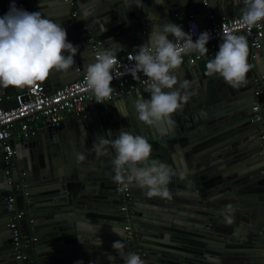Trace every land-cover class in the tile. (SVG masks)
<instances>
[{
    "label": "water",
    "instance_id": "1",
    "mask_svg": "<svg viewBox=\"0 0 264 264\" xmlns=\"http://www.w3.org/2000/svg\"><path fill=\"white\" fill-rule=\"evenodd\" d=\"M205 1L208 8L203 0H0V17L14 3L66 29L67 41L78 51L69 70H54L45 79L50 93L96 62L91 38L112 53L133 49L136 54L157 24L173 22L187 33L190 15L203 29L208 9L218 18L245 9L244 0ZM247 63L245 82L236 88L219 74L205 73V89L197 90L191 83L199 75L194 66L174 70L178 84H189L181 89L189 99L172 114L174 125H146L137 119L136 99H150L145 86L113 99L126 103L122 114L114 102L102 104L82 117L67 116L34 135L13 139L15 154L8 171L1 166L0 147V264H15L8 223L12 211L19 209L25 211L21 230L37 237L35 249L27 250L31 264H124L112 247L120 241L124 254L133 252L112 176L116 153L108 146L97 157L92 150L98 136L112 140L121 129L145 137L152 146L149 162L166 163L175 173L168 185L171 199L149 198L146 190L129 187L131 223L144 264H264V258L242 251L258 244L264 257V144L250 120L254 94L249 88V82L254 86L255 77L264 74V38L259 50L247 48ZM10 87L16 94L26 86ZM262 115L264 121V111ZM12 194L14 201L9 202ZM228 205L234 209L231 223L224 220Z\"/></svg>",
    "mask_w": 264,
    "mask_h": 264
},
{
    "label": "clouds",
    "instance_id": "2",
    "mask_svg": "<svg viewBox=\"0 0 264 264\" xmlns=\"http://www.w3.org/2000/svg\"><path fill=\"white\" fill-rule=\"evenodd\" d=\"M244 3L243 23L254 25L264 19V0H244ZM169 35L174 37V41L169 40ZM209 39L210 34L203 32L194 41L192 35L173 22L157 24L153 28L148 41L130 57L135 61L131 70L133 77L142 72L148 78L145 91L150 93V99L139 96L135 101L139 121L146 125L159 122L174 125L172 114L189 99L187 92L182 94L181 89L189 88V84L187 81L178 84L173 70L182 64L183 53L195 51L200 55L207 54ZM247 48L245 37L224 35L219 50L206 64V74H219L231 87L241 86L249 71ZM77 51L78 48L67 41L66 29L51 19L43 18L40 12L19 9L13 3L9 12L0 17V85L4 87L33 85L46 79L54 70L67 71L74 65ZM115 62L110 50L99 53L96 62L86 67V86L98 103L111 96V69ZM176 85L178 87L174 89ZM109 135L112 133L109 132ZM108 146L116 153L113 159L115 182L125 189L135 185L140 190H146L149 198L171 199L168 185L175 173L166 163L157 160L149 162L152 146L145 137L134 136L121 129L112 140L98 136L92 150L99 157L106 153ZM84 158L81 154L80 159ZM233 211L231 205L226 207L224 220L227 223H231ZM112 247L121 254L124 264H144L138 254L123 253L125 243L116 241Z\"/></svg>",
    "mask_w": 264,
    "mask_h": 264
},
{
    "label": "built area",
    "instance_id": "3",
    "mask_svg": "<svg viewBox=\"0 0 264 264\" xmlns=\"http://www.w3.org/2000/svg\"><path fill=\"white\" fill-rule=\"evenodd\" d=\"M69 1V0H64ZM204 4L207 2L203 0ZM208 8V5L206 4ZM73 12L72 15H75ZM205 25L200 29L196 20L192 15L187 18V34L192 35L195 41L200 33L208 32L210 39L206 45L208 53L200 55L198 52L192 51L182 54V64L180 68L195 65L205 58L215 55L219 50V44L226 34L243 36L247 40V45L251 49L257 51L261 48L264 38V19L258 21L254 25L243 23V12L233 17L218 18L209 9L204 13ZM91 47L94 52L96 61L97 55L101 52H108L105 44L98 39H90ZM133 50H124L121 54L113 53L115 64L111 69L113 81L111 87L113 89L110 98L103 103L96 102V98L86 86V71L79 74L76 80L64 84L52 92L45 90L42 81H36L33 85L26 86L13 97V103L4 104V93L0 87V147L2 148L3 159L7 171L13 166V157L15 150L12 140L21 135H34L38 131L47 126H55L67 116L79 118L84 116L88 111L97 108L111 101L112 99L134 92L137 89L145 87V81L148 79L142 72L133 77L131 70L135 61L130 57L134 56ZM177 70V69H175ZM174 71V70H173ZM254 103L251 121L257 124V130L260 140L264 144V121L262 111H264V74L254 79L253 86ZM114 166L112 176L114 179ZM19 189V188H18ZM116 191L120 195V211L123 214L127 224L124 226L127 239L132 242L133 252L138 254L142 259V250L136 245L139 238L137 232L132 227L133 216V197L129 187L124 188L123 185L116 182ZM25 202L28 201V192L23 191ZM14 197L9 198V202H13ZM27 204V203H26ZM24 210H14L11 213L8 227L11 230V247L15 264H31L28 249H35L37 237L27 231H22L19 220L24 215ZM264 246V237L262 239Z\"/></svg>",
    "mask_w": 264,
    "mask_h": 264
},
{
    "label": "crops",
    "instance_id": "4",
    "mask_svg": "<svg viewBox=\"0 0 264 264\" xmlns=\"http://www.w3.org/2000/svg\"><path fill=\"white\" fill-rule=\"evenodd\" d=\"M240 13V11L237 13V14H239ZM236 14V15H237ZM226 17H228V16H226ZM248 49H251L250 47H248ZM129 50H133V49H129ZM124 51V50H123ZM134 51V50H133ZM207 59L208 58H205L203 61H201V62H199V63H197V64H195V65H192V66H194V69H195V71L199 74V75H197V78H199V79H203V84L204 85H202L203 87H204V89H205V85H206V82H207V78H203L204 77V74L206 73V64H207ZM191 66V67H192ZM188 67H190V66H186V67H183V68H180V69H186V68H188ZM178 70V69H177ZM205 80H206V82H205ZM42 82H43V84L45 85L46 84V81H45V79L44 80H42ZM139 90L140 89H137V90H135L134 92H137V93H139ZM15 91L13 90V88H11L10 86H7V87H4V89H3V93H4V96H5V99H4V104L5 105H9V104H12L13 103V97H14V95H15V93H14ZM134 92H131V93H127V94H132V93H134ZM115 103L116 104V107H117V109H119L121 112H125V106H126V103L125 102H123L121 99H117L116 101H113V99L111 100V101H109V102H107V103H104L103 104V106H110V105H112V103ZM66 119H67V117L66 118H64L63 119V121H66ZM29 205V204H28ZM27 204H26V207L28 206ZM223 258H229V257H223Z\"/></svg>",
    "mask_w": 264,
    "mask_h": 264
},
{
    "label": "flooded vegetation",
    "instance_id": "5",
    "mask_svg": "<svg viewBox=\"0 0 264 264\" xmlns=\"http://www.w3.org/2000/svg\"><path fill=\"white\" fill-rule=\"evenodd\" d=\"M194 78V79H193ZM192 78V80H191V83H193V84H195L196 85V88H197V90H198V88H202V84H201V82H200V79L199 78H197V77H193ZM197 82V83H196ZM198 85V86H197ZM253 87V85H252V82H249V88H252ZM250 120H251V118H250ZM252 122V121H251ZM213 156V155H212ZM3 162V164L1 163V166L2 165H4L5 163H4V161H2ZM224 186H227L226 187V191L227 192H230V186L228 185V184H223ZM131 193V192H130ZM10 197H14V194H12V195H10ZM9 197V198H10ZM263 230H264V225H263V227H262V231H261V233L263 232ZM225 233H228L227 232V229L224 231ZM264 237V236H263ZM242 251L244 252V253H254L255 255H256V258H258L259 260H263V256H260V254L262 253V251H261V248L259 247V245L258 244H254L253 245V247H250V246H248L246 249H242Z\"/></svg>",
    "mask_w": 264,
    "mask_h": 264
}]
</instances>
